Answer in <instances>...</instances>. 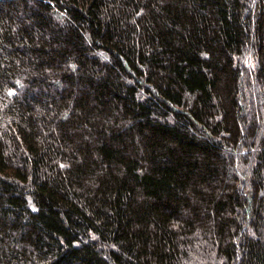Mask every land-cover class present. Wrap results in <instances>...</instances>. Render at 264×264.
I'll use <instances>...</instances> for the list:
<instances>
[{"label":"trees","instance_id":"obj_1","mask_svg":"<svg viewBox=\"0 0 264 264\" xmlns=\"http://www.w3.org/2000/svg\"><path fill=\"white\" fill-rule=\"evenodd\" d=\"M0 264H264V0H0Z\"/></svg>","mask_w":264,"mask_h":264},{"label":"rangeland","instance_id":"obj_2","mask_svg":"<svg viewBox=\"0 0 264 264\" xmlns=\"http://www.w3.org/2000/svg\"><path fill=\"white\" fill-rule=\"evenodd\" d=\"M245 61H247V63L244 62L245 65H246V66L249 65V67H250V65H252V63H253V62H251V59H250V58L246 59Z\"/></svg>","mask_w":264,"mask_h":264}]
</instances>
